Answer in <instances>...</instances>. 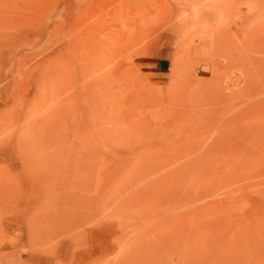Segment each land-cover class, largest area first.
Here are the masks:
<instances>
[{"label":"rangeland","instance_id":"1","mask_svg":"<svg viewBox=\"0 0 264 264\" xmlns=\"http://www.w3.org/2000/svg\"><path fill=\"white\" fill-rule=\"evenodd\" d=\"M0 264H264V0H0Z\"/></svg>","mask_w":264,"mask_h":264},{"label":"crops","instance_id":"2","mask_svg":"<svg viewBox=\"0 0 264 264\" xmlns=\"http://www.w3.org/2000/svg\"><path fill=\"white\" fill-rule=\"evenodd\" d=\"M145 71L152 79L159 80L166 72V68L169 65L167 59H159L155 61L147 62L145 61Z\"/></svg>","mask_w":264,"mask_h":264},{"label":"bare ground","instance_id":"3","mask_svg":"<svg viewBox=\"0 0 264 264\" xmlns=\"http://www.w3.org/2000/svg\"><path fill=\"white\" fill-rule=\"evenodd\" d=\"M187 260V259H186Z\"/></svg>","mask_w":264,"mask_h":264}]
</instances>
